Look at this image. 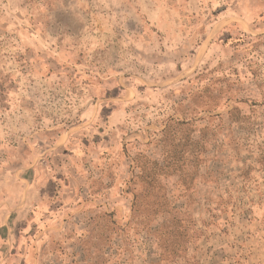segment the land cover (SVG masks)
<instances>
[{
	"label": "rangeland",
	"instance_id": "1",
	"mask_svg": "<svg viewBox=\"0 0 264 264\" xmlns=\"http://www.w3.org/2000/svg\"><path fill=\"white\" fill-rule=\"evenodd\" d=\"M0 264H264V0H0Z\"/></svg>",
	"mask_w": 264,
	"mask_h": 264
}]
</instances>
